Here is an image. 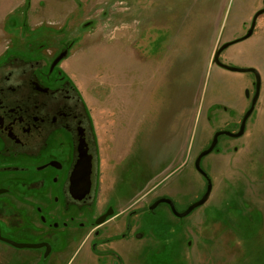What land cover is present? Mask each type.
Returning <instances> with one entry per match:
<instances>
[{
    "label": "rangeland",
    "instance_id": "obj_1",
    "mask_svg": "<svg viewBox=\"0 0 264 264\" xmlns=\"http://www.w3.org/2000/svg\"><path fill=\"white\" fill-rule=\"evenodd\" d=\"M262 7L263 0H0V59L72 42L60 66L98 136L97 206L109 202L116 215L97 237L63 250L61 264H117L98 261L92 249L91 240L108 238L121 264H264V15L217 58L256 70L260 88L243 135L220 136L201 160L208 200L183 218L165 204L149 210L168 198L181 213L203 196L195 158L215 132H237L254 92L253 74L224 70L215 54L245 35ZM125 224L130 233L118 241ZM10 251L0 244V264H34Z\"/></svg>",
    "mask_w": 264,
    "mask_h": 264
},
{
    "label": "flooded vegetation",
    "instance_id": "obj_2",
    "mask_svg": "<svg viewBox=\"0 0 264 264\" xmlns=\"http://www.w3.org/2000/svg\"><path fill=\"white\" fill-rule=\"evenodd\" d=\"M262 15L264 7L252 13L245 35L224 44L249 38ZM64 42L50 54L40 48L33 54L9 50L0 59V244L12 250V258L31 259L34 264H61L63 250L86 243L91 235L97 237L116 215L109 202L97 206L98 136L77 86L60 66L72 46ZM253 80L255 92L254 76ZM127 226L118 241L130 233ZM10 242L41 247L17 248ZM91 242L93 251L100 253L98 261L109 257L123 263L111 239ZM98 245L108 247L100 251L95 249Z\"/></svg>",
    "mask_w": 264,
    "mask_h": 264
},
{
    "label": "water",
    "instance_id": "obj_3",
    "mask_svg": "<svg viewBox=\"0 0 264 264\" xmlns=\"http://www.w3.org/2000/svg\"><path fill=\"white\" fill-rule=\"evenodd\" d=\"M263 13V11H260L256 14V17ZM250 35V32L244 37L242 38V40L246 39L248 36ZM241 41V40H239ZM232 43H236V42H232ZM232 43H229V44H224L222 45L216 52L215 54V60H216V63L223 69L225 70H228L230 72H236V73H251L253 74L254 76V79H255V92H254V96L251 100V104H250V107L249 109L247 110V112L244 114L243 118H242V121H241V124H240V127H239V130L235 133V134H230L229 132L227 131H221V132H217L214 134L212 140H211V143L209 145V147L202 151L196 158L195 162H194V168L195 170L205 179V182H206V190L203 194V196L196 202H194L193 204H191L185 211L179 213L175 210V207H174V204L172 203L171 200L169 199H165V198H160L158 200H156L149 208V210H153L155 209L159 204H166L168 207H169V210L170 212L177 218H183V217H186L187 215H189L193 210H195L196 208L204 205L206 203V201L208 200L209 196H210V193H211V189H212V184H211V181L209 179V177L203 172V170L201 169L200 167V160L207 156L208 154H210L213 149L215 148L216 144H217V139L219 136H231L233 138H239L243 135L244 133V128H245V123L247 121V119L249 118V116L251 115V113L253 112V109H254V106L256 104V101L258 99V96H259V88H260V78H259V75L257 73L256 70L254 69H251V68H247V69H241V68H234V67H229V66H226V65H223V64H220L218 61H217V58L219 57V55L221 54V52L223 50H225L230 44ZM62 58V55L59 56L57 58V60L55 62H58L59 60H61ZM246 96H248V93L246 92ZM109 215V214H107ZM106 215V216H107ZM102 222V220H99L97 221V224H100ZM1 238V237H0ZM11 243V242H10ZM14 247H17V248H29V247H32V248H36V247H41V246H30V245H20V244H15V243H11Z\"/></svg>",
    "mask_w": 264,
    "mask_h": 264
}]
</instances>
